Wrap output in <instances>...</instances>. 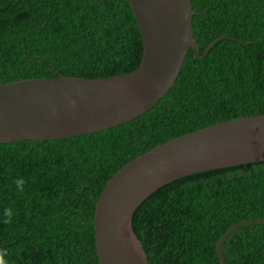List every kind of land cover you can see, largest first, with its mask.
Masks as SVG:
<instances>
[{"label": "trees", "instance_id": "trees-1", "mask_svg": "<svg viewBox=\"0 0 264 264\" xmlns=\"http://www.w3.org/2000/svg\"><path fill=\"white\" fill-rule=\"evenodd\" d=\"M191 3L198 53L224 38L200 59L189 48L173 86L148 109L81 136L0 143L6 264H100L95 200L120 166L182 133L264 113V0ZM141 52L128 0H0V83L108 76L134 68ZM133 215L149 264H220L215 244L224 232L264 220V161L149 198ZM221 253L225 264H264V223L236 228Z\"/></svg>", "mask_w": 264, "mask_h": 264}, {"label": "water", "instance_id": "water-1", "mask_svg": "<svg viewBox=\"0 0 264 264\" xmlns=\"http://www.w3.org/2000/svg\"><path fill=\"white\" fill-rule=\"evenodd\" d=\"M141 35L138 64L108 76L25 77L0 83V143L81 136L133 119L165 96L198 53L191 0H128ZM264 161V113L212 123L156 144L120 166L95 200L93 239L100 264H149L133 215L154 196ZM244 220L217 240L221 244Z\"/></svg>", "mask_w": 264, "mask_h": 264}, {"label": "clouds", "instance_id": "clouds-1", "mask_svg": "<svg viewBox=\"0 0 264 264\" xmlns=\"http://www.w3.org/2000/svg\"><path fill=\"white\" fill-rule=\"evenodd\" d=\"M16 184V190L18 193H21L24 191V185H25V180L23 178H18L15 180ZM3 217H4V223L10 224L12 223L13 220V212L10 208H5L3 212ZM6 250H0V264H6V261L4 260V256L6 255Z\"/></svg>", "mask_w": 264, "mask_h": 264}]
</instances>
